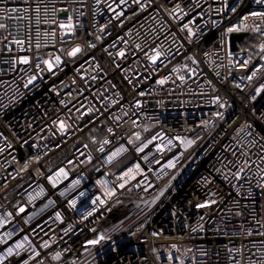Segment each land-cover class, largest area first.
I'll return each mask as SVG.
<instances>
[{
    "label": "built area",
    "instance_id": "1",
    "mask_svg": "<svg viewBox=\"0 0 264 264\" xmlns=\"http://www.w3.org/2000/svg\"><path fill=\"white\" fill-rule=\"evenodd\" d=\"M0 264H264V0H0Z\"/></svg>",
    "mask_w": 264,
    "mask_h": 264
},
{
    "label": "water",
    "instance_id": "2",
    "mask_svg": "<svg viewBox=\"0 0 264 264\" xmlns=\"http://www.w3.org/2000/svg\"><path fill=\"white\" fill-rule=\"evenodd\" d=\"M248 35V33H232L230 35V43L231 47L235 48V42L236 41H243L244 37Z\"/></svg>",
    "mask_w": 264,
    "mask_h": 264
}]
</instances>
